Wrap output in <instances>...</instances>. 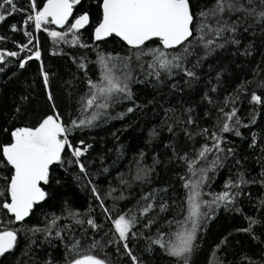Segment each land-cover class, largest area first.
I'll return each instance as SVG.
<instances>
[{"label":"trees","instance_id":"trees-1","mask_svg":"<svg viewBox=\"0 0 264 264\" xmlns=\"http://www.w3.org/2000/svg\"><path fill=\"white\" fill-rule=\"evenodd\" d=\"M191 2L194 10H198L210 6L214 0ZM15 3L24 11L0 22V36L5 37L0 40V51L19 54L17 57L5 56L0 63V145L11 141L10 133L15 128L35 127L54 112H59L66 124L78 118L81 97L88 92V80L97 81L101 75L98 53L123 57L135 51L115 36L95 41L94 30L102 19L99 0H82L75 9L74 17L84 12L90 16L88 27L78 33L80 43L89 47L54 43L43 29L36 30L33 22L23 23L33 11L29 0H15ZM44 3L46 0H37V7L42 8ZM12 25L18 30L13 31ZM246 26L242 25L237 34L239 46L227 45L194 69L199 77L197 80H189L178 72L172 78L162 74L160 83L155 77L146 78L133 61V76L142 82L131 84L132 99H121L93 126L76 129L69 137L76 146H81V140L91 145L80 158L87 175L80 172L75 162L53 165L49 184L42 185L48 193L47 198L22 222L15 221L11 213L0 207V230H18L15 249L0 257V264H49L50 261L51 264H67L72 258L68 249L74 240L80 242L82 252H86L93 241H99L104 247L103 250L96 249L95 254L108 255L113 264H134L122 244L108 243L117 238L112 220L124 213L137 216L133 229L137 236L130 237L128 244L142 264H177L176 259L153 244L152 239L158 232H170L168 221L183 220L187 215L188 190L183 185L188 179L197 177L191 176L188 164L181 157L186 155L189 160L196 159L203 145H212L213 132L223 136L221 147L225 152L219 154L222 166L207 173L202 187L203 199L210 201L215 194L226 190L238 195L227 207L222 203L210 213L212 218L198 232L191 264H250V261L264 264V204L261 203L264 201V183L260 182L264 180V104L251 102L253 93L264 99V87L260 86L264 83V27L254 25L245 32ZM45 27L50 31L67 28L57 29L52 24ZM25 32L32 33V43H28ZM24 44H28V48L21 51ZM160 46L156 40L147 44L149 48ZM37 50L41 53L40 60L32 59L20 68L22 60ZM150 59L148 56L143 58L145 71ZM81 64L86 67L81 68ZM187 66L191 68L192 65ZM45 72L47 84L43 79ZM49 92L52 101L48 99ZM128 108L134 111L128 113ZM233 108L238 110L237 118L242 124L249 125L240 128V137L233 132L219 131L224 122L220 109L230 112ZM121 113L125 115L121 117ZM253 115L255 123H252ZM189 117L194 123H188ZM205 128L208 133L201 134ZM153 129L157 133L155 136ZM253 134L256 137L254 146ZM228 148H232L234 154L224 158ZM216 155L215 151L208 154L206 160L195 165L196 169L211 168ZM64 158L74 161L69 149L65 150ZM138 161L141 166L154 169L146 180L136 179ZM11 173L10 166H0V189L6 187L3 177ZM239 173H243L246 180L255 182L226 188L230 180H237ZM93 186L111 219L93 193ZM156 190H161L156 196V207L147 215H141V208L151 202V198L149 201L141 198ZM6 197L7 193L0 197V203ZM161 203L168 205L167 211H159ZM70 213H78V216ZM247 217L260 221L251 234L241 231L248 227ZM54 219L55 226H51ZM77 219L84 223H75ZM88 219H94L99 228L88 225ZM149 220L155 222L151 227H145ZM32 229L41 231L33 232ZM174 230L175 226L171 231ZM117 247L119 251H116Z\"/></svg>","mask_w":264,"mask_h":264},{"label":"snow or ice","instance_id":"snow-or-ice-1","mask_svg":"<svg viewBox=\"0 0 264 264\" xmlns=\"http://www.w3.org/2000/svg\"><path fill=\"white\" fill-rule=\"evenodd\" d=\"M82 0H46L42 8L37 7V0H29L32 12L26 16L23 21L25 25L29 22L34 23L36 30L47 32L54 43H66L70 45L79 44L80 47H89V45L80 43L81 29H84L90 23L88 12H84L74 18V22L69 24L70 18H73L75 6L80 5ZM5 6H8L7 8ZM99 6L102 9V19L95 27L94 38L96 41H102L115 36L135 50L129 56H114L111 54L98 53L97 63L100 67L101 75L97 81L88 80V92L80 100V115L76 119L65 123L59 112L47 115L35 127H18L11 131V141L0 145V166L7 165L12 169L8 177H3L6 187L0 189V197H7L0 207L6 209L17 222H22L28 217L33 208L45 201L48 193L42 185L49 184L50 169L53 165H63L64 163L75 162L80 172L87 175V170L80 158L83 157L91 145L85 144L83 140L79 143L82 146L74 145L69 137L74 130L91 127L94 122L107 115V110L121 99H132L131 84L137 81L133 76V61L137 67L144 72L145 77H155L157 82L162 83L160 77L165 74L172 78L178 72H182L189 80L199 79L197 72L202 62L209 56L215 54L218 50L227 45L239 46L240 40L237 34L242 25L244 31L254 25L264 27V0H214L208 7H199L194 10V4L191 0H99ZM24 11L18 8L15 0H0V22H4L8 16L16 12ZM57 25L65 31L49 30L46 25ZM12 30L17 31L16 25H12ZM29 37L28 43H32V33L25 32ZM71 36V39L68 37ZM5 37L0 36V40ZM159 41L160 47H147L150 41ZM28 48V44L21 46V51ZM247 52V50H246ZM19 54L15 51L7 53L0 51V63L5 60V56L17 57ZM145 56L151 59L147 61V70L145 71ZM41 53L35 51L27 59L22 60L20 68H24L28 61L32 59L40 60ZM194 58V59H193ZM191 64V68L187 65ZM85 68L84 64L80 65ZM45 84L48 83V74L43 75ZM188 81H186L187 83ZM264 87V83L260 85ZM175 87V85H173ZM243 87V86H242ZM215 91V88L212 89ZM48 99L53 100L51 92L48 93ZM211 102V101H210ZM251 102L264 104V99L260 95L252 94ZM55 105L53 104V108ZM91 110V111H90ZM133 108H128L127 112H133ZM191 111V109H189ZM224 122L219 126L221 133L233 132L236 136H242L241 127L247 128L249 125L242 124L237 118V109L233 108L230 112H224ZM124 113L120 116L123 117ZM189 124L194 123L191 117ZM252 123H255L253 115ZM171 131V128H169ZM208 129H203L201 134H207ZM189 136L190 133H186ZM152 135L157 133L152 130ZM212 145L205 144L197 153V158L189 160L185 155L181 157L188 164V171L196 179H188L183 187L187 189V215L183 220H170L168 226L169 233H157L152 239V243L158 245L165 253L176 259L177 264H191V258L197 248V235L204 225L212 217L210 213L215 207L222 203L227 207L235 201L236 195L230 191H224L215 194L212 200L203 199L202 187L207 180V173L216 167L222 166V159L219 155L225 152L221 147L224 143L223 136L213 132L211 134ZM256 137L253 134V146ZM69 149L74 158L65 161V150ZM215 151L216 158L211 162V168L196 169L195 165L200 160H206L207 155ZM234 154L232 148L226 150L227 155ZM143 153H141V161ZM239 163V161H237ZM154 169L141 166L137 162L136 179L146 180ZM199 173V175H197ZM264 176V173H262ZM79 179V177H77ZM183 179V178H182ZM245 179L243 173L238 174L236 181H229L226 188H239L243 184L254 183ZM264 183V180L260 181ZM126 183V181L124 182ZM97 199L105 213L111 214L108 208L104 207L103 200L95 186L92 188ZM148 193L141 199L151 202L141 208V215H147L156 207L155 200L158 192ZM264 204V201L261 202ZM168 209L166 203L159 205V211L165 212ZM207 209V211H205ZM181 212L185 209H180ZM78 216V213H70ZM248 227L241 229L246 233H252L254 226L260 221L247 217ZM77 224H83L82 220H75ZM154 220H149L145 227H151ZM56 220L52 221L51 226H55ZM117 238L108 241L109 244L115 243L118 246L122 244L125 253L131 258L134 264H142L136 255L129 248L128 241L130 237L137 236L133 231L136 227L137 216L135 213L129 216L127 213L121 214L112 220ZM87 224L92 228H99L94 219H88ZM175 226V230L171 229ZM31 231H41V229H32ZM51 235L50 229L47 230ZM57 236L63 239L60 232ZM18 230H0V257L13 251L17 245ZM104 245L99 241H93L86 252H82L79 241H73L68 249L71 259L67 264H113L108 255L95 254L96 249L103 250ZM116 251H119L117 247ZM74 254V255H72ZM247 259V258H246ZM51 264V261L49 262ZM255 264V261H250Z\"/></svg>","mask_w":264,"mask_h":264},{"label":"water","instance_id":"water-1","mask_svg":"<svg viewBox=\"0 0 264 264\" xmlns=\"http://www.w3.org/2000/svg\"><path fill=\"white\" fill-rule=\"evenodd\" d=\"M75 9H76V6H75V8H74V10H73V18H70V20H69V24H71L72 22H74V14H75ZM89 25V24H88ZM88 25L85 27V28H87L88 27ZM54 27H56L57 29H61V28H59V26H57V25H53ZM67 27V25L65 26V28ZM84 28V29H85ZM84 29H81V30H84ZM95 39V38H94ZM108 39V38H107ZM120 39V38H119ZM106 40V39H105ZM96 41V40H95ZM102 41H104V40H102ZM97 42H101V41H97ZM124 42V41H123ZM124 43H126V42H124ZM29 217V216H28ZM28 217H26L25 219H27Z\"/></svg>","mask_w":264,"mask_h":264}]
</instances>
